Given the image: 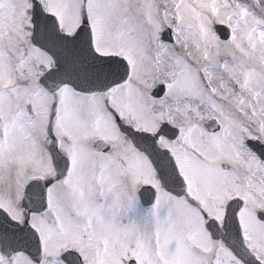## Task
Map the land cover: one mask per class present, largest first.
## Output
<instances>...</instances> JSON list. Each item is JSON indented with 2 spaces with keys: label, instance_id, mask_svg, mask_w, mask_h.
Listing matches in <instances>:
<instances>
[{
  "label": "snow or ice",
  "instance_id": "1",
  "mask_svg": "<svg viewBox=\"0 0 264 264\" xmlns=\"http://www.w3.org/2000/svg\"><path fill=\"white\" fill-rule=\"evenodd\" d=\"M0 264H264V0H0Z\"/></svg>",
  "mask_w": 264,
  "mask_h": 264
}]
</instances>
